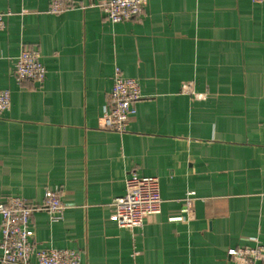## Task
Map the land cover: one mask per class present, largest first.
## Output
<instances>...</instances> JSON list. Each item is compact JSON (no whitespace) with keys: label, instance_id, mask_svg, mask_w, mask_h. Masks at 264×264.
Returning a JSON list of instances; mask_svg holds the SVG:
<instances>
[{"label":"crops","instance_id":"obj_1","mask_svg":"<svg viewBox=\"0 0 264 264\" xmlns=\"http://www.w3.org/2000/svg\"><path fill=\"white\" fill-rule=\"evenodd\" d=\"M70 1L0 0V203L59 191L63 218L35 212L33 242L84 264H234L230 248L264 245V2L146 0L113 23ZM23 48L40 52L43 82L17 81ZM117 73L142 89L124 132L101 122ZM133 173L159 178L162 207L131 229L113 202Z\"/></svg>","mask_w":264,"mask_h":264},{"label":"built area","instance_id":"obj_2","mask_svg":"<svg viewBox=\"0 0 264 264\" xmlns=\"http://www.w3.org/2000/svg\"><path fill=\"white\" fill-rule=\"evenodd\" d=\"M146 0H89L90 6H99L113 23L138 19L143 14ZM264 2V0H253ZM70 0H52L50 11L62 12L73 7ZM82 6V5H81ZM85 7V5H83ZM12 13L0 11V30ZM47 75L37 49L23 48L15 58V77L24 81L43 82ZM182 92L203 100L207 94L198 92L193 81L184 82ZM142 98L139 80L117 73L108 95L101 122L104 128L124 132L137 113V103ZM11 107V92L0 89V114ZM114 217L121 227L137 228L144 224V217L161 212L162 198L160 180L157 176H139L133 173L126 180V192L115 198ZM66 205L57 190H47L41 204L29 202L23 197H13L0 203V247L2 264H84L82 254L66 248H37L33 242L35 232L31 228V217L37 211H47L53 221L63 218ZM234 264L264 263V245L238 246L228 250ZM35 260V262H33Z\"/></svg>","mask_w":264,"mask_h":264}]
</instances>
